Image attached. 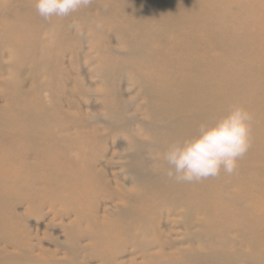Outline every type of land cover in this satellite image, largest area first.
Masks as SVG:
<instances>
[{
    "label": "bare ground",
    "instance_id": "1",
    "mask_svg": "<svg viewBox=\"0 0 264 264\" xmlns=\"http://www.w3.org/2000/svg\"><path fill=\"white\" fill-rule=\"evenodd\" d=\"M24 1L30 4L33 15L41 18L35 10V0ZM94 1L103 6L105 16L102 15L111 25L134 43L129 60L133 59L135 68L143 72L141 80L149 106L146 115L151 123L149 142L135 145L126 167L131 190L121 188L117 192L121 193L120 202L141 205L143 213L123 206L115 222L101 224L92 219L89 225L110 228L111 243L100 237L104 247L105 243L114 247L122 242L139 250L155 249L146 264H160L161 259L170 263L178 261L183 253L154 223L164 209V214L182 219L185 237L193 236L191 240L199 242L197 246L187 244L188 255L180 260L182 263L191 264V258L198 264H264V0ZM149 26L152 30H148ZM26 44L35 50V44ZM17 91L0 109V145L10 152L7 144L19 150L27 148L24 160L27 162L30 156L37 159L34 164L22 163L33 173L43 175V181L33 185L34 189L62 205L72 184L81 190L83 198L89 195L87 188H110L107 173L97 169L98 157L77 171L80 178L87 177L84 184L67 174L73 167L68 147L78 141L86 150L87 136L94 133L93 139H101L99 131L69 135L67 127H58L59 122H64L60 109L52 113L51 104L40 97L34 99L29 91L20 88ZM107 99L102 96L104 102ZM234 103L242 104L254 116L252 146L239 161L236 173L221 172L219 178L200 183L170 180L162 158L166 146L195 135L200 123L223 116ZM103 108L107 120L124 121L125 107L116 112L105 105ZM144 148L156 156V167L146 164ZM9 185L23 195L15 182ZM24 200L31 211L38 209L35 195ZM50 203L49 212L54 215L55 208ZM54 216L63 218L66 214L60 210ZM126 219L132 224L140 223L126 228ZM121 229L120 242L111 233ZM230 234L245 251L231 250L234 240ZM141 235L146 236L143 241ZM202 237L207 239L206 245L200 242Z\"/></svg>",
    "mask_w": 264,
    "mask_h": 264
},
{
    "label": "rangeland",
    "instance_id": "2",
    "mask_svg": "<svg viewBox=\"0 0 264 264\" xmlns=\"http://www.w3.org/2000/svg\"><path fill=\"white\" fill-rule=\"evenodd\" d=\"M103 10V6L94 1L87 9L64 20L53 17L49 23L37 19L27 1L0 0V109L20 88L29 91L30 97H40L51 104L52 113L60 109L64 122H61L63 126L59 122L58 127H67V134L81 131L91 134L93 129L98 130L102 138L93 139L94 133L87 136L89 146L86 150L80 148L78 141L68 147L67 155L73 167L67 174L84 184L87 177L80 178L77 171L87 161L98 157L97 169L107 173L110 183V188L101 185L91 190L87 188L86 198L72 184L65 203L56 205L54 200L34 189L33 185L39 186L43 181V175L22 165L26 162L23 155L27 148L19 150L14 144H7L12 149L10 152L0 145V264H146L156 253L155 249L144 251L133 244L122 243L119 240L122 229L117 234L111 233L113 239L121 243L114 247L105 243L104 247L100 237L111 243L108 240L110 228L89 225L92 219L101 224L115 222L123 206H132L135 213H143L141 205L120 202L121 193L117 192L121 188L131 190V177L126 167L135 153V145L149 142L151 123L146 115L149 106L141 80L143 72L135 68L133 59L129 60L134 43L111 25ZM97 22L102 23V29L95 27ZM77 27L83 30L84 36L77 34ZM149 27L148 30H152ZM28 42L35 44L34 51L27 46ZM102 96L108 99L104 102ZM104 105L115 112L125 107L124 121L107 120ZM143 151L146 164L156 167V156L150 149ZM36 161L30 156L26 163ZM10 182H15L19 190L24 191L23 195L10 186ZM32 195L39 200L35 211H31L24 200ZM42 200L45 202L40 203ZM49 202L55 208L54 215L62 210L66 216L58 218L49 212ZM161 212L154 223L165 237L175 241L173 247L183 254L178 261L168 263L161 259L159 262L184 264L180 260L188 255L187 244L197 246L199 242L191 240L193 236L190 239V235L184 236L180 217L164 214V209ZM128 223V219L124 220L126 228L140 221ZM230 236L234 240L231 250L245 251L238 240ZM140 237L143 241L146 236ZM200 239L206 245L207 239ZM189 260L191 264H198Z\"/></svg>",
    "mask_w": 264,
    "mask_h": 264
},
{
    "label": "clouds",
    "instance_id": "3",
    "mask_svg": "<svg viewBox=\"0 0 264 264\" xmlns=\"http://www.w3.org/2000/svg\"><path fill=\"white\" fill-rule=\"evenodd\" d=\"M94 0H35L37 14L51 23L64 20L89 8ZM73 27H76L73 25ZM102 29L100 22L95 24ZM77 34L84 36L77 27ZM253 114L242 104L229 106L226 114L199 124L195 135L170 142L162 154L168 166L166 176L176 183H200L219 178L221 172L233 175L252 146Z\"/></svg>",
    "mask_w": 264,
    "mask_h": 264
}]
</instances>
